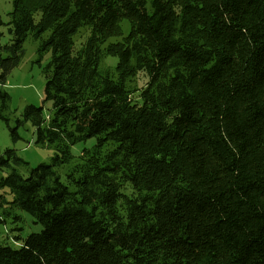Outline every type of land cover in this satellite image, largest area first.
Masks as SVG:
<instances>
[{"label":"trees","instance_id":"trees-1","mask_svg":"<svg viewBox=\"0 0 264 264\" xmlns=\"http://www.w3.org/2000/svg\"><path fill=\"white\" fill-rule=\"evenodd\" d=\"M9 26L0 85L28 38L45 80L11 141L54 154L0 155V225L43 228L0 264H264V0H12Z\"/></svg>","mask_w":264,"mask_h":264},{"label":"rangeland","instance_id":"rangeland-1","mask_svg":"<svg viewBox=\"0 0 264 264\" xmlns=\"http://www.w3.org/2000/svg\"><path fill=\"white\" fill-rule=\"evenodd\" d=\"M12 11V0H0V19L3 26L0 27L2 33L1 44L6 43L9 39L8 29H10V13ZM38 20V16L36 17ZM120 27L125 35L128 31V22L122 20ZM87 30H81L76 36V43L83 42L87 36ZM38 43L33 42L30 38L24 43V56L19 66L14 69L7 77L5 84L0 85V91L5 92L10 97L8 108L3 113L4 118L8 120V125L0 119V155L4 153L6 149H12L16 152L17 156L26 161L29 164V168H35L39 164H49L54 152L48 148H38L34 145L33 130L29 125H25L18 130V134L21 140L16 144H13L10 137L9 129L15 127L16 120L20 119L23 108L27 105H33L40 107L44 97L45 80L41 74V70L34 63L37 55L36 50ZM48 56L44 59L43 65L47 62ZM116 60L114 58H107L104 60L103 68H114ZM146 84V78L143 75L137 76L133 85L138 90L142 89ZM138 100V99H137ZM1 106V103H0ZM50 107V103L45 105V114ZM94 145V140H90L84 144H78L71 148V154L74 156L72 164L80 162L82 159V149H89ZM68 167H64L58 170L62 176V182H65V172ZM26 175L24 170H20ZM123 191L126 194H131V189L123 187ZM16 219H6L4 223L0 225V243L2 245H8L11 248H18L20 241L16 240L14 236L20 237L21 240L26 239L32 233H38L43 228L41 225L35 222V218L31 215L18 211L14 214ZM0 244V245H1Z\"/></svg>","mask_w":264,"mask_h":264}]
</instances>
